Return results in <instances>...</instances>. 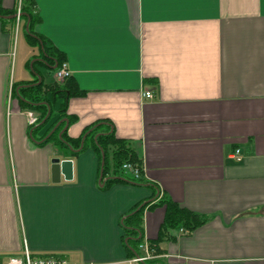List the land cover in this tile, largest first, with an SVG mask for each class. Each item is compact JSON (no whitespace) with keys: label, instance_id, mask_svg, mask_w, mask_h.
Wrapping results in <instances>:
<instances>
[{"label":"crops","instance_id":"0c3cea01","mask_svg":"<svg viewBox=\"0 0 264 264\" xmlns=\"http://www.w3.org/2000/svg\"><path fill=\"white\" fill-rule=\"evenodd\" d=\"M25 1L85 92L68 100L67 134L113 130L143 180L108 182L88 139L69 155L42 143L44 128L32 132L16 90L62 80L24 18L16 23L18 0H0V260L26 246L75 264H128L121 221L147 201L142 242L158 256L145 264H264V0ZM54 158L72 162L69 179H53ZM162 199L204 222L156 240Z\"/></svg>","mask_w":264,"mask_h":264},{"label":"trees","instance_id":"16d2710c","mask_svg":"<svg viewBox=\"0 0 264 264\" xmlns=\"http://www.w3.org/2000/svg\"><path fill=\"white\" fill-rule=\"evenodd\" d=\"M21 18H24V26L26 24L28 26L25 35L30 44L37 46L42 54L50 58L46 63L49 67L56 64L54 70L59 68L64 62L61 53L56 52L54 47L47 45V41L36 34L33 29L39 18L33 11L31 1L21 0ZM16 87L18 86H15L14 89ZM84 93L69 75L62 82L51 84H45L43 81L36 83V80L29 81L20 85L15 94L20 99L22 106L38 112V125L32 129V132L36 128H44L40 137L43 139L42 143L50 142L56 147L67 149L69 155H74L76 153L74 149L80 148L81 145L80 151L83 150L86 146L85 141L88 139L94 151L103 159L102 176L110 173L111 178H108V182L119 181L123 179L124 175H127V172L122 168L124 163L141 165V160L129 145L128 140L117 137L113 130L105 129L98 132V128H101V125L95 126L98 123L86 126L77 138L70 137L67 134V129L63 130L59 136L60 131L65 126L63 119H66L68 123L74 120V116L67 113L69 98ZM82 139L83 142H81ZM108 157H110V164L107 162ZM139 181L141 183L142 179ZM149 203L147 201L138 203L121 221L124 230L123 238L128 248V257L138 254L140 250L139 245L143 240V210ZM159 203L165 205V212L156 240H162L169 228L193 230L204 222L201 215L170 199H162Z\"/></svg>","mask_w":264,"mask_h":264},{"label":"built area","instance_id":"2783aa9c","mask_svg":"<svg viewBox=\"0 0 264 264\" xmlns=\"http://www.w3.org/2000/svg\"><path fill=\"white\" fill-rule=\"evenodd\" d=\"M14 17L16 23L19 22L21 17V0H18V4L16 6V13H14ZM70 75V71L67 67V64L63 62L59 68L55 70V77L58 80H63L65 77ZM143 95L147 98H151L152 94L150 91H145ZM28 117V125L30 127L36 126L38 124V114L34 111H26ZM231 156L236 160L240 161L242 156L240 154L239 149H235V151L231 154ZM122 168L135 180H140L142 178V166L134 165L132 163H124ZM139 249L141 253H138L132 256L127 260L128 264H144L146 261L155 259L158 254L154 245L149 242H142L139 245ZM0 264H75L68 261L66 258L55 255H32L29 249L24 246L23 249L14 254H10L5 257L3 260H0Z\"/></svg>","mask_w":264,"mask_h":264},{"label":"water","instance_id":"95a60500","mask_svg":"<svg viewBox=\"0 0 264 264\" xmlns=\"http://www.w3.org/2000/svg\"><path fill=\"white\" fill-rule=\"evenodd\" d=\"M26 30H28V26L27 25H26ZM53 67H56V65L53 66ZM64 121H65V126L60 131L59 136H61L62 131L65 130V128H66V126L68 124V121L66 119H64ZM84 137H85V135H84ZM52 164H53L52 165L53 179H55L56 176H58L60 171L65 175V177L67 179L70 178L71 171H72V162L69 159H63L62 161H60L58 158H54V159H52Z\"/></svg>","mask_w":264,"mask_h":264},{"label":"rangeland","instance_id":"374dc122","mask_svg":"<svg viewBox=\"0 0 264 264\" xmlns=\"http://www.w3.org/2000/svg\"><path fill=\"white\" fill-rule=\"evenodd\" d=\"M32 60V59H31Z\"/></svg>","mask_w":264,"mask_h":264}]
</instances>
